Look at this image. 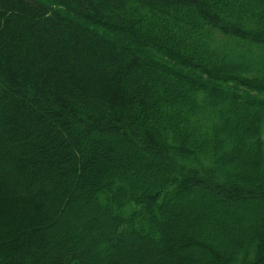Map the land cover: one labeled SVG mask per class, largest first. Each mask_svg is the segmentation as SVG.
<instances>
[{"label": "trees", "instance_id": "1", "mask_svg": "<svg viewBox=\"0 0 264 264\" xmlns=\"http://www.w3.org/2000/svg\"><path fill=\"white\" fill-rule=\"evenodd\" d=\"M0 264H264V0H0Z\"/></svg>", "mask_w": 264, "mask_h": 264}, {"label": "rangeland", "instance_id": "2", "mask_svg": "<svg viewBox=\"0 0 264 264\" xmlns=\"http://www.w3.org/2000/svg\"><path fill=\"white\" fill-rule=\"evenodd\" d=\"M102 220H103V218H102ZM119 245L122 247L121 249H123V250H130L131 249V248L125 246L124 244H119Z\"/></svg>", "mask_w": 264, "mask_h": 264}]
</instances>
